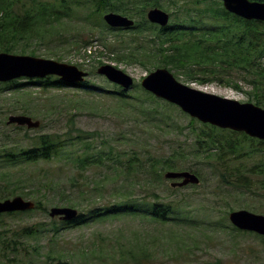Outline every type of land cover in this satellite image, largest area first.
<instances>
[{"label":"rangeland","instance_id":"rangeland-1","mask_svg":"<svg viewBox=\"0 0 264 264\" xmlns=\"http://www.w3.org/2000/svg\"><path fill=\"white\" fill-rule=\"evenodd\" d=\"M28 1L32 5L33 0ZM153 3L161 5L174 21L186 19V25H191L193 17L200 18L196 4L203 3V0H153ZM88 23L74 18L49 30L38 28L25 41L24 52L15 54L60 59L62 63L81 66L80 69L87 72L109 64L133 77L135 84H141L145 77L158 69L152 65L157 63L155 58L142 60L143 64L121 60L122 53L129 54V47L143 44L152 48L145 35L138 37L132 30L107 31L102 26L96 29ZM207 24L212 25L210 19ZM78 33L83 34L84 42L76 37ZM85 42L90 44L81 48ZM171 73L179 82L196 89L254 104L250 101L251 87L239 80L236 73L226 75L224 79L234 81L242 89L218 82L202 84L182 71ZM87 80L107 91L115 90V85L97 72ZM28 81L21 79L19 82L26 84ZM139 90L133 87L126 94L143 100L128 102L121 101L116 95L104 92L86 94L74 87L45 90L41 86L26 85L15 91L0 86V145L11 137L13 143L17 141L21 147H30L37 135L66 134L70 120L74 119L78 129L93 134L84 137L79 153L87 151L100 160L82 171L65 159L51 164L0 166V201L21 196L35 203L42 201L48 210H33L8 217L6 220L12 228L37 222L49 223L54 218L61 221L60 217L50 216L53 207H71L79 213H86L114 204L123 205L131 199L174 202L183 213L180 216L182 221L167 223L154 221L141 212L107 215L101 220L62 230L59 238L52 242L49 236H43L39 246L33 245L39 250L29 249V254L19 263L57 264L58 260L46 259L52 252L56 258L65 255L73 264H264V245L259 237L239 232L229 219L233 210L252 212L258 209L257 214L264 215L261 212L264 211V191L257 181L264 177L259 176L260 173L253 177L247 172L252 168L257 171L264 165L262 151L259 154L255 151L258 142L238 135L241 150L230 168L247 171L236 185L222 182V170L215 168L213 160L190 155L182 158L178 170L197 171L200 184L173 188L171 180L164 178L162 183L158 179L152 159H166L174 152L187 153L194 146L195 131L189 125L191 117L182 111H173L170 127H156L152 119L145 117L146 109L154 103L145 100V93H139ZM17 115L29 116L39 121L40 126L29 130L8 125L9 117ZM198 123L199 130L203 124ZM178 127H183V132H179ZM260 149L264 150V146L261 145ZM157 170L160 171L158 167ZM246 182L250 183L251 191L244 188ZM42 183L45 185L41 186Z\"/></svg>","mask_w":264,"mask_h":264},{"label":"trees","instance_id":"trees-1","mask_svg":"<svg viewBox=\"0 0 264 264\" xmlns=\"http://www.w3.org/2000/svg\"><path fill=\"white\" fill-rule=\"evenodd\" d=\"M251 1L264 2V0ZM196 5L197 15L200 18L193 17L192 22H190L191 25H186V19L183 21L175 20L174 25L176 26L173 30H169L170 27L167 29L160 28L148 22V10L162 8L158 3H153V0L152 2L151 0H45L41 2L33 0L32 5L28 0H0V52L22 54L24 52L23 46L24 48L26 46L25 41L38 28L45 30L56 28L59 24L64 25L66 19L76 18L79 21L89 22L88 24L96 29L102 26L107 31H118L107 28L103 20L106 13L116 12L129 18H135L138 24L132 28V31L141 38L145 35L148 37V43L152 44V48H146L143 44H139L136 48H127L129 54L122 53L120 55L122 61L135 60L143 64L142 60L149 61L155 58L157 63H152L155 68H167L170 72L182 71L184 75L202 84L218 82L233 86L236 89H242L234 81L224 79L226 75L230 76L232 73H236L240 78L239 80L244 81L251 87L252 93L250 95L252 99L250 101L254 102L255 105L263 106L264 22L247 21L239 18L227 12L221 2L203 0V3ZM201 5H204V7H201ZM97 18L99 19L98 23H96ZM209 19L212 25L207 24ZM76 37L84 42L83 34L78 33ZM77 42L78 40H76ZM89 44L90 42H85L80 47ZM100 64L102 65V63ZM94 74H96L95 70L89 71V76ZM19 81L14 80L11 83H6V88L17 91L26 85L41 86L45 90L49 88L62 90L70 87L57 77L29 80L26 84ZM75 88L81 89L86 94L104 92L112 96L116 95L121 101L122 99L128 102L130 100H143L127 95V91L118 86H115L114 91H107L94 85L89 80H86L83 84H78ZM136 88L140 89L139 93H145V100L154 103L152 107L146 109V119H152L154 125L158 128H161L162 125L170 127L169 121L172 119V112L181 110L172 104L155 98L152 94L146 92L140 84L136 83L134 89ZM161 109H163V112L160 111ZM198 122L196 119L191 118L189 124L195 131L194 146L192 145L187 153L174 152L166 159H152L155 163L153 165L155 168L154 173H158V179L163 183L166 171L178 170L180 168L178 163L181 162L182 158L193 155L197 158L203 157L213 160L215 168L222 170L220 173L222 182L229 186L236 185L241 178L245 177L244 173L247 171L235 169V167L230 168L232 160L236 158L239 149L241 150V142L238 138L240 133L222 130L207 124L201 125L202 128L198 130ZM180 128L179 132H183V127ZM92 135L78 129L75 120L72 119L66 134L48 133L37 135L30 147H21L19 142L15 141L13 143L12 138L7 137L6 143L0 145V166L51 164L65 159L72 162L76 169L82 171L86 166L100 162L96 156H90L87 151L79 153L81 148L79 145H83L84 137ZM242 135L246 139H251L244 133ZM253 140L258 142L255 151L258 154L262 151L261 153L264 156V150L260 149L261 145L264 146V142L257 139ZM190 151L192 152L190 153ZM157 167L160 171L157 170ZM192 171L198 175L197 171ZM247 172L253 177H256L260 172L264 175V165L263 170L261 168L254 171L252 168ZM263 175L261 177H264ZM258 182L264 189V180ZM44 185L45 183L41 184V186ZM243 185L247 190H252L250 183L246 182ZM50 189L52 190V187ZM4 199H9V197ZM173 203L131 199L123 205L119 203L80 213L79 218L71 223L57 221L54 218L49 223L37 222L31 225H18L15 228H12L6 219L31 212L2 214L0 215V264H20L19 261L29 254V249L39 250L38 247L33 245L39 246L43 236H49L52 242L59 238L62 230L86 225L101 220L107 215L141 212L146 217L154 221L159 220L161 223L182 221L180 216L183 213ZM127 205L134 206V208L129 209ZM68 206L74 205L69 204ZM39 210L48 212L42 201H38L34 209V211ZM239 232L251 234L240 230ZM260 241L264 245V239ZM54 256L52 252L48 253L46 256L47 261L58 260L57 264H73L68 262L63 254L57 258Z\"/></svg>","mask_w":264,"mask_h":264},{"label":"water","instance_id":"water-1","mask_svg":"<svg viewBox=\"0 0 264 264\" xmlns=\"http://www.w3.org/2000/svg\"><path fill=\"white\" fill-rule=\"evenodd\" d=\"M221 1L225 10L249 21L264 22V2L251 0H215ZM105 23L113 29H130L135 21L119 13L110 12L104 15ZM150 23L160 27H168L170 15L160 9L153 8L147 13ZM97 74L105 77L110 83L128 91L134 87V78L113 65H102ZM58 77L70 86L83 84L89 77L87 71L75 65L62 63L53 59L38 58L28 55H15L0 52V83H8L21 78L45 79ZM142 88L155 98L178 107L183 113L202 124L211 125L222 130L245 133L247 136L264 141V105L241 103L227 97H221L207 91L196 89L179 82L166 68H158L141 82ZM8 125L35 129L40 126L28 116H10ZM167 180H173V188H182L200 184V178L192 171H168ZM178 180H181L180 182ZM35 202L15 196L0 201V215L34 210ZM51 217H63L65 221H73L78 211L70 207H53ZM231 223L238 229L256 232L264 236V216L247 210L230 213Z\"/></svg>","mask_w":264,"mask_h":264},{"label":"flooded vegetation","instance_id":"flooded-vegetation-1","mask_svg":"<svg viewBox=\"0 0 264 264\" xmlns=\"http://www.w3.org/2000/svg\"><path fill=\"white\" fill-rule=\"evenodd\" d=\"M131 19H133L134 21H135V25H137L138 24V22H136L137 20L135 19V18H131ZM135 25L132 27V28H134L135 27ZM157 26H159V25H157ZM173 26V27H172ZM176 25H174V20L172 19V17H171V15H170V22H169V25H168V27H170V29L169 30H173L174 29V27H175ZM160 27V26H159ZM168 27H164L165 29H167ZM161 28V27H160ZM111 29H113V28H111ZM115 30H120V31H129V30H132V29H121V28H119V29H115ZM29 130H34V129H29ZM257 167V166H256ZM255 167V168H256ZM260 167H262V170H263V165H261ZM260 174L261 175H259V176H262L263 175V173L262 172H260ZM264 176V175H263ZM262 180H264V178L262 179ZM179 182L181 181V180H178ZM258 181H260V180H258ZM259 183V182H258ZM259 185H260V183H259ZM260 189H262V186L260 185ZM262 191H264V189H262ZM263 196H264V194H263ZM245 210V209H244ZM253 213H255V214H257L258 212H259V210L258 209H254L253 211H252ZM262 213H264V211H261ZM262 215V214H261ZM264 216V215H263ZM60 218H62L61 219V222H68V223H71V222H73V221H76V220H73V221H65L64 219H63V217H60ZM83 225H85V224H83ZM244 232H247V231H244ZM248 233H251L252 235H255V236H259V239L261 240V239H264V236H261V235H259L258 233H256V232H252V231H250V232H248Z\"/></svg>","mask_w":264,"mask_h":264}]
</instances>
